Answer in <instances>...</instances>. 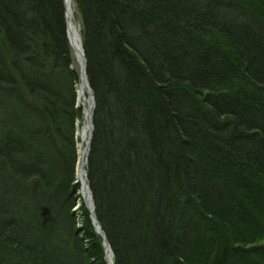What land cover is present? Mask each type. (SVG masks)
Instances as JSON below:
<instances>
[{
	"label": "trees",
	"instance_id": "obj_1",
	"mask_svg": "<svg viewBox=\"0 0 264 264\" xmlns=\"http://www.w3.org/2000/svg\"><path fill=\"white\" fill-rule=\"evenodd\" d=\"M73 2L114 264H264V0ZM65 12L0 0V264H109Z\"/></svg>",
	"mask_w": 264,
	"mask_h": 264
},
{
	"label": "bare ground",
	"instance_id": "obj_2",
	"mask_svg": "<svg viewBox=\"0 0 264 264\" xmlns=\"http://www.w3.org/2000/svg\"><path fill=\"white\" fill-rule=\"evenodd\" d=\"M65 9L67 14V30H68V40H70L74 51L78 55L79 59H82L83 56V41L80 30L76 25V20L74 19L75 15V8H73V0H65ZM81 80L79 82V86L77 89V96H78V103L83 106V117L84 122L80 123L79 125V164L77 168V176L76 180L79 183V188L77 189V193L80 194L78 199V204L80 206L76 207V209H80L82 205L85 203L88 210H92V203H91V190L90 185L88 183L87 174L84 172L86 170L87 158L89 154V140L88 136H90L92 132V125H93V90L91 84H89L88 76L85 73H81ZM106 258L109 261L112 260V253L110 248H108L106 252Z\"/></svg>",
	"mask_w": 264,
	"mask_h": 264
},
{
	"label": "rangeland",
	"instance_id": "obj_3",
	"mask_svg": "<svg viewBox=\"0 0 264 264\" xmlns=\"http://www.w3.org/2000/svg\"><path fill=\"white\" fill-rule=\"evenodd\" d=\"M73 8H75V15H74V19L76 20V25H77V27H78V30H80V32H81V19H80V14H79V12H78V10H77V8L74 6V2H73ZM65 18H66V12H65ZM70 41V40H69ZM71 42V41H70ZM70 45H71V43H70ZM71 52H72V63H73V66L75 67V69L77 70L78 69V72H79V74H80V79H79V82H80V80H81V76H82V74H81V63H80V59H79V57H78V55L76 54V52L74 51V48L72 47V45H71ZM79 82L77 83V86H79L78 84H79ZM77 89H78V87H77ZM77 89H76V96H77ZM93 92V91H92ZM76 107H78V108H81V116H80V119H78L77 121H76V128H77V131H76V138L75 139H77L76 140V156H77V158H76V167H75V172H76V176H77V168H78V164H79V150H78V147H79V142H80V139H79V134H78V132H79V125H80V123H83L84 122V117H83V106H81V104L80 103H78V96H77V103H76ZM95 108H96V106H95V104H94V107H93V115H92V117L94 116V111H95ZM93 128H94V117H93ZM95 129V128H94ZM92 133V136H91V134H90V136H91V139H90V136H88V140H89V148H90V145H91V142H92V137H93V133H94V130L91 132ZM89 155V154H88ZM87 161V160H86ZM87 164H88V161H87ZM87 164H86V166H87ZM86 172H87V169H86ZM87 177H88V172H87ZM74 182H77V180H75ZM90 185V184H89ZM90 190H91V193H92V189H91V187H90ZM77 189H75V193L77 194L76 195V199H75V203H74V206H73V212H74V215L76 216V222H77V224H78V227H82L83 226V222H84V216H83V214H82V211H83V208H84V206L82 205V207L80 208V209H76V207H78V206H80L77 202H78V197H79V195L80 194H78L77 192ZM92 195H93V193H92ZM93 201H94V197H93ZM85 204V203H84ZM96 206V205H95ZM95 211V210H94ZM99 220V219H98ZM99 223H100V221H99ZM92 224L94 225V227H96V230H97V226H96V223H94V221L92 220ZM101 225V224H100ZM102 230H103V228H102ZM105 252H106V248H105ZM114 254V253H113ZM113 257V256H112ZM105 258H106V254H105ZM106 261H107V258H106Z\"/></svg>",
	"mask_w": 264,
	"mask_h": 264
},
{
	"label": "water",
	"instance_id": "obj_4",
	"mask_svg": "<svg viewBox=\"0 0 264 264\" xmlns=\"http://www.w3.org/2000/svg\"><path fill=\"white\" fill-rule=\"evenodd\" d=\"M66 20H67V14H66ZM68 21V20H67ZM83 56H82V59H80V63H81V73H85L86 76H87V73H86V66H87V62H86V54L84 52V48H83ZM93 99H94V104H95V95H93ZM93 104V106H94ZM92 128H93V125H92ZM94 130V128L92 129V131ZM91 136H92V133H91ZM91 136H90V139H91ZM89 145V144H88ZM89 150V148H88ZM90 151V150H89ZM84 172L87 174L86 170L84 169ZM92 199H91V203H92V210L90 211V215H91V218L92 220L94 221V223H96V226H97V232L100 233L102 235V237H104L103 235V230H102V226L100 225L99 223V220H98V217L97 215L94 213V210H95V204H94V201H93V195H91ZM104 247H106V252L108 250V248H110L111 250V253H112V256H113V250H112V247H110V244L108 242V240L106 239V237H104ZM114 260L112 258L111 261H109V264H113Z\"/></svg>",
	"mask_w": 264,
	"mask_h": 264
}]
</instances>
